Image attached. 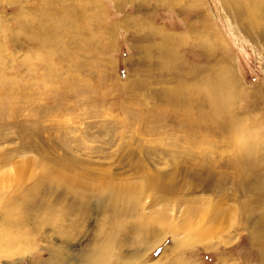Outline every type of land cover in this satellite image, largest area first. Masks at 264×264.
Here are the masks:
<instances>
[{"label":"rangeland","instance_id":"obj_1","mask_svg":"<svg viewBox=\"0 0 264 264\" xmlns=\"http://www.w3.org/2000/svg\"><path fill=\"white\" fill-rule=\"evenodd\" d=\"M94 262L264 264V0H0V264Z\"/></svg>","mask_w":264,"mask_h":264},{"label":"bare ground","instance_id":"obj_2","mask_svg":"<svg viewBox=\"0 0 264 264\" xmlns=\"http://www.w3.org/2000/svg\"><path fill=\"white\" fill-rule=\"evenodd\" d=\"M218 209V208H217ZM223 210V209H222ZM216 213V212H215ZM224 213V212H223ZM224 215V214H223ZM218 217V216H217ZM96 261V260H95ZM97 262V261H96ZM94 264H96L95 262H94Z\"/></svg>","mask_w":264,"mask_h":264}]
</instances>
